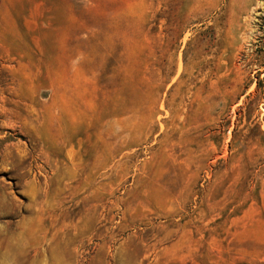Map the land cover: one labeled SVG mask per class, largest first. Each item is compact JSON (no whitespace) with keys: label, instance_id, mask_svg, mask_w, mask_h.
I'll use <instances>...</instances> for the list:
<instances>
[{"label":"rangeland","instance_id":"obj_1","mask_svg":"<svg viewBox=\"0 0 264 264\" xmlns=\"http://www.w3.org/2000/svg\"><path fill=\"white\" fill-rule=\"evenodd\" d=\"M0 264H264V0H0Z\"/></svg>","mask_w":264,"mask_h":264},{"label":"bare ground","instance_id":"obj_2","mask_svg":"<svg viewBox=\"0 0 264 264\" xmlns=\"http://www.w3.org/2000/svg\"><path fill=\"white\" fill-rule=\"evenodd\" d=\"M41 217H42V219H43V223H44V221H46L47 220V218L45 217V216H43V215H40ZM43 223H41V224H43ZM40 224V225H41ZM35 244H37V243H35ZM28 246V244H25L24 246H21V248H26ZM38 252H40V251H37V249H36V247L34 246L32 249H30V251H29V257H31V258H35V256H36V254L38 253ZM38 256V255H37ZM54 260H56V258L54 259Z\"/></svg>","mask_w":264,"mask_h":264},{"label":"trees","instance_id":"obj_3","mask_svg":"<svg viewBox=\"0 0 264 264\" xmlns=\"http://www.w3.org/2000/svg\"><path fill=\"white\" fill-rule=\"evenodd\" d=\"M257 87H258V88L260 87V81H258Z\"/></svg>","mask_w":264,"mask_h":264}]
</instances>
